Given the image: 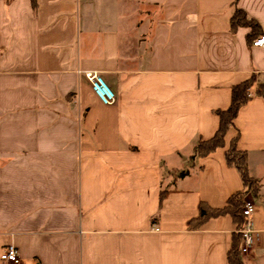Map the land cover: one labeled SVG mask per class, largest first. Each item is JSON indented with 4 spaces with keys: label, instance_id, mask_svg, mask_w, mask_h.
Returning a JSON list of instances; mask_svg holds the SVG:
<instances>
[{
    "label": "crops",
    "instance_id": "1",
    "mask_svg": "<svg viewBox=\"0 0 264 264\" xmlns=\"http://www.w3.org/2000/svg\"><path fill=\"white\" fill-rule=\"evenodd\" d=\"M237 7L264 34V0H0V256L14 244L20 264H228L233 216L198 217L244 188L225 158L239 134L259 182L242 259L264 264L256 87L226 146L191 159L234 85L255 73L264 87V46L232 29Z\"/></svg>",
    "mask_w": 264,
    "mask_h": 264
},
{
    "label": "trees",
    "instance_id": "2",
    "mask_svg": "<svg viewBox=\"0 0 264 264\" xmlns=\"http://www.w3.org/2000/svg\"><path fill=\"white\" fill-rule=\"evenodd\" d=\"M32 4L36 7V0H32ZM232 29L238 27H249L251 29V36L254 40L261 35V28L259 23L254 19L249 18L245 11L237 7L231 18ZM252 40V41H253ZM255 92L264 96L263 84L259 82L257 75L253 73L251 77L245 81L238 83L232 87L231 103L226 109L216 110L219 116V127L210 139H198L195 143L192 160L198 157H204L218 148L226 146V135L231 128H235V119L239 110L252 97ZM239 134H237L230 142V145L225 151V158L228 165L235 167L243 180L244 188L237 191L228 199L227 204L222 208H213L206 203L200 205V215L198 217V225L204 223L211 217H216L224 214H231L237 223V231L233 234L232 244L227 254L228 264H246L242 259L241 242L242 229L245 226V216L243 214V207L245 204V196L248 192L256 195L259 190V182L254 178L249 171L248 155L244 150L238 147ZM189 169H185L179 173V176H185L189 173ZM164 191L161 193V201L164 197Z\"/></svg>",
    "mask_w": 264,
    "mask_h": 264
},
{
    "label": "built area",
    "instance_id": "3",
    "mask_svg": "<svg viewBox=\"0 0 264 264\" xmlns=\"http://www.w3.org/2000/svg\"><path fill=\"white\" fill-rule=\"evenodd\" d=\"M254 46H264V34L253 40ZM87 79L91 82L94 91L106 103H113L116 99L115 93L109 87L103 76L89 72L86 73ZM254 210L255 203L253 201H245L243 214L245 216V226L242 229L241 254H248L255 242L257 232L254 227ZM0 259L11 264H20L21 256L18 248L14 244H7L2 250Z\"/></svg>",
    "mask_w": 264,
    "mask_h": 264
}]
</instances>
